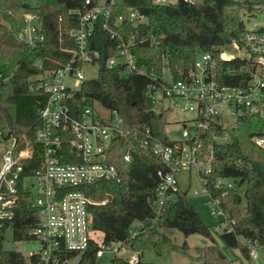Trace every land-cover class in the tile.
Returning a JSON list of instances; mask_svg holds the SVG:
<instances>
[{"label":"trees","instance_id":"16d2710c","mask_svg":"<svg viewBox=\"0 0 264 264\" xmlns=\"http://www.w3.org/2000/svg\"><path fill=\"white\" fill-rule=\"evenodd\" d=\"M84 0H35L31 5L24 0H0V135L7 139L15 136L32 143L35 130L40 125L39 110L47 95L31 85L45 70L54 69L72 60L74 38L69 29L78 23L77 10ZM112 12L122 13L134 8L143 13L148 23L140 32L152 29L163 34L160 45L146 42L135 47L140 63L158 70L164 62L174 71L193 65L198 53L211 56L214 77L230 86H246L251 81L249 71L256 65L245 58L223 59L220 52L232 41H240L245 30L242 15L252 11L253 0H201L184 4H155L152 0H113ZM27 4V5H25ZM246 11V12H245ZM33 14L41 23L44 34L42 44L32 46L17 39L18 31L25 25L24 15ZM96 22L88 41L91 49L99 51L98 75L82 82L72 98V105L82 109L97 102L109 109H116L124 119L127 133L113 144L115 159L121 171L119 181L98 180L86 185L90 224L102 233L103 243L118 242L137 251L136 264H152L142 260L143 250L175 247L166 230L176 228L185 236L198 233L210 240L203 247L204 264H232L223 248H238L249 258L247 240L264 242V147L253 141L264 135V115L245 110L228 129L212 119L202 134L205 146L212 150L211 173L203 185L210 195L218 198L219 207L231 229L218 233L203 221L195 207L188 201L186 191L178 189L173 199L156 217L152 200L159 183L158 169H164L159 158L138 143V131L149 126L156 136L164 133L165 119L156 113L146 96L148 78L140 75H122L119 67L108 68L106 60L114 54V41ZM164 55V56H163ZM41 65V67H40ZM248 69V70H247ZM73 109V108H72ZM228 134L229 140L216 138ZM132 148L131 160L123 159ZM31 168L40 161V148L34 145ZM218 178H232L230 187L218 185ZM244 210V213H243ZM30 210L26 198L19 199L11 222L0 226V264H42L35 253L25 256L18 250H3V232L11 228L14 240L29 239L26 217ZM136 223V225H134ZM136 229L132 235L131 229ZM241 239L244 241L241 243ZM186 246V245H184ZM98 244L91 241L86 251L61 249L58 264L80 254L77 264H96ZM49 264H52L51 262ZM111 264H129L113 256Z\"/></svg>","mask_w":264,"mask_h":264},{"label":"built area","instance_id":"2783aa9c","mask_svg":"<svg viewBox=\"0 0 264 264\" xmlns=\"http://www.w3.org/2000/svg\"><path fill=\"white\" fill-rule=\"evenodd\" d=\"M152 1L168 4L178 0ZM113 4V0L102 3L98 0L83 1L82 9L77 10V26L69 29L74 38L72 60L45 70L31 85L33 90L42 89L47 95L39 110L40 125L35 130L32 143L24 135L21 139L11 136L7 138L10 143L1 155L0 226L11 222L19 193L24 195L31 213L26 217L25 228L30 239L36 241L31 253L38 255L42 264H58L63 248L83 253L91 241L98 244L96 260L108 251L129 264L138 261L137 251H134L135 255L128 256L126 253L131 250L122 244L103 243L102 238L92 236L96 232L90 224L89 204L92 199L82 189L98 180L121 179V171L113 161V144L127 133L124 119L116 109L102 107L98 111L94 103L82 109L72 105L75 92L88 79L83 66L99 61V51L91 49L88 44L96 22H100L102 29L114 41V54L107 58V67H119L122 75L148 78L146 96L152 103L150 109L163 118L165 111L173 106L182 113L191 114L181 124H173L171 130L165 123L161 136H156L149 126L138 131L140 147L151 151L164 166V169L157 170L159 183L152 200L156 217L179 189L176 177L179 173L189 172L204 161H210V167L197 168L203 185L206 184V175L212 171L213 156L211 148L205 146L202 134L212 119H218L223 125L220 107L226 106L235 119L245 110L264 115V26L254 24L246 28L240 41H232L223 47L244 48L249 56L245 59L257 68L253 74L250 73L251 81L246 86H230L215 79L208 52H202L192 66L178 72H174L166 61L158 70L140 63L135 47L143 42L151 46L160 45L164 35L152 29L140 32L148 23L147 17L134 8L114 14ZM24 22L17 39L32 46H37V42L42 44L44 34L37 17L26 13ZM220 57L230 59L236 56L221 50ZM175 125L179 128H174ZM253 141L264 147V135L254 136ZM34 145L40 148V161L31 168V172H27ZM131 151L132 148H128L123 155L126 162L131 160ZM216 182L223 187L231 186L222 178ZM205 190L212 202V213H223L218 198L212 197L207 188ZM226 228L231 229L229 222ZM136 232V229L130 230L132 235ZM246 244L249 258L264 256V242L247 240Z\"/></svg>","mask_w":264,"mask_h":264},{"label":"rangeland","instance_id":"374dc122","mask_svg":"<svg viewBox=\"0 0 264 264\" xmlns=\"http://www.w3.org/2000/svg\"><path fill=\"white\" fill-rule=\"evenodd\" d=\"M25 2L33 5L35 0H24ZM104 0H98L102 3ZM174 1V0H168ZM193 2H200L201 0H188ZM255 2L252 11H245V15H242L245 27H251L252 25L264 26V0H253ZM178 2V1H177ZM226 53L233 54L235 56H240L248 59V53L244 48L232 49L227 47L222 49ZM198 53L197 56H200ZM99 64H88L83 66L84 75L87 78H94L98 75ZM248 70V69H247ZM249 73L253 74L252 71ZM94 108L98 111L102 110V106L97 102H94ZM220 112L223 115V125L228 129V127L234 126L236 119L230 115L229 110L226 106L220 107ZM191 117L190 113H182L177 107L173 106L170 110L165 111L164 119L166 121L167 128L172 129V125L176 122L182 123L184 120ZM174 128H179L175 125ZM226 135L217 137L218 141L229 140L227 132ZM10 140L5 139L0 135V165H1V155L3 150L9 145ZM210 167V161H204L202 164L193 167L189 172H181L176 177L178 180V187L181 191H186V196L188 201L195 207L199 215L204 222L210 224L212 227V232L217 242L220 243L218 238V233L224 230L228 226V222L225 219L223 213L213 214L211 211L212 202L206 192L203 183L199 177L197 168L206 169ZM223 182L226 184H233L232 178H222ZM244 213V210H243ZM136 225V223H134ZM166 235L171 238L175 247H163L159 250L154 248H146L142 253V260L144 262H149L152 264H204L202 254L203 247L210 244V240L201 234L192 233L185 236L180 230L176 228H171L166 230ZM92 236L97 239L102 238V233L97 231L92 233ZM244 241L241 239V243ZM186 245V246H184ZM36 247V241L33 239H22L14 240L12 237L11 228H7L3 232L2 239V249L3 250H18L22 252L25 256L30 255L31 251ZM225 254L229 259H232V264H264V256H259L258 258H248L244 256L238 248L233 250L223 248ZM126 255H135L134 251H129ZM113 254L111 252L105 251L103 256L96 261V264H111ZM80 258V254L70 257L62 264H77Z\"/></svg>","mask_w":264,"mask_h":264},{"label":"water","instance_id":"95a60500","mask_svg":"<svg viewBox=\"0 0 264 264\" xmlns=\"http://www.w3.org/2000/svg\"><path fill=\"white\" fill-rule=\"evenodd\" d=\"M187 1H185V0H178V3L179 4H184V3H186ZM25 5H27V4H25ZM37 45H40V42H37L36 43Z\"/></svg>","mask_w":264,"mask_h":264}]
</instances>
